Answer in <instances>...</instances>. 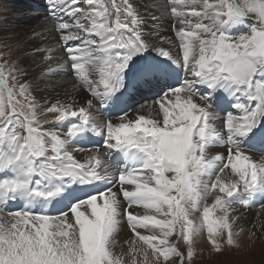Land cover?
Listing matches in <instances>:
<instances>
[{
    "label": "snow or ice",
    "instance_id": "obj_1",
    "mask_svg": "<svg viewBox=\"0 0 264 264\" xmlns=\"http://www.w3.org/2000/svg\"><path fill=\"white\" fill-rule=\"evenodd\" d=\"M45 7L35 76L0 51V264H192L201 241L258 242L264 0Z\"/></svg>",
    "mask_w": 264,
    "mask_h": 264
},
{
    "label": "bare ground",
    "instance_id": "obj_2",
    "mask_svg": "<svg viewBox=\"0 0 264 264\" xmlns=\"http://www.w3.org/2000/svg\"><path fill=\"white\" fill-rule=\"evenodd\" d=\"M13 1L14 0L10 1V5L12 6H10L9 4L6 5V10L9 14V10L11 9L13 10V8H15L16 6L17 11H16V15L14 16L15 25L11 24L9 27L8 25L5 27L3 26L5 30L7 27L8 29L6 31L3 30L4 32L0 33V42L10 48L13 47L16 48L17 50L13 52V58L16 59L17 57H19L20 63L29 69L31 75L35 76L36 73H38L41 70L40 67H37V65L41 63V57L43 53H35L31 55H25V53H31L34 48H39L43 45H52L54 43V41L51 38H45V37L33 38L32 36L33 29L38 30V26L43 25L42 17L47 14L45 7V0H17V1L15 0L16 1L15 3H17L15 6L13 4ZM134 2L142 6L146 2V0H134ZM27 4L28 6L29 4L31 5L30 8L31 11H36V12L29 13V15L24 16V13H26L25 8H27ZM19 8L21 9V11ZM169 25H170V21L167 18H165L162 21L163 29L167 30L164 32L165 35H172L169 29ZM39 95L43 96L44 93H39ZM258 212L261 213L260 219L264 220V211H261L259 209V206L255 205L249 208L248 210H246L245 212L246 219L243 222L246 225H251L253 222L257 221ZM260 234H264V233H260ZM129 237H130V233H128L127 229L125 228L121 233V243L123 239Z\"/></svg>",
    "mask_w": 264,
    "mask_h": 264
},
{
    "label": "rangeland",
    "instance_id": "obj_3",
    "mask_svg": "<svg viewBox=\"0 0 264 264\" xmlns=\"http://www.w3.org/2000/svg\"><path fill=\"white\" fill-rule=\"evenodd\" d=\"M10 1L11 0H0V33L6 31L11 24L15 23L14 16L16 15V11H17L15 6L17 3L15 2L17 0L13 1L15 8H13V10L12 9L9 10V14H8L6 10V5L8 4L10 5ZM30 8L31 5L29 4L28 6L27 4V8H25L26 13H24V16L29 15V13L36 12V11H31ZM7 25L8 27L5 30L4 27ZM8 48L10 47L0 42V51H3L5 56L8 55V52L6 51ZM12 59H14L13 53H12ZM8 63L9 64L12 63V60H9ZM260 235H261V239L258 242H253L252 240L247 238L248 236L247 234H245L241 239L240 248L226 249L221 254H216L212 252L211 249L203 241H201L196 249V257L193 260L192 264H264V234H260ZM260 241L262 242V244ZM181 246H182V242H181ZM119 247L120 245L118 244L117 250H119ZM126 250L127 248L125 246V251Z\"/></svg>",
    "mask_w": 264,
    "mask_h": 264
}]
</instances>
